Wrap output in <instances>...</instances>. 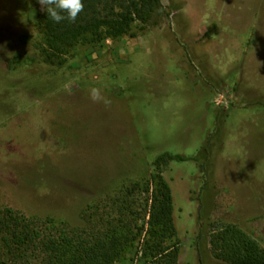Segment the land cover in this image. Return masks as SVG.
<instances>
[{
	"label": "rangeland",
	"instance_id": "374dc122",
	"mask_svg": "<svg viewBox=\"0 0 264 264\" xmlns=\"http://www.w3.org/2000/svg\"><path fill=\"white\" fill-rule=\"evenodd\" d=\"M162 3L158 24L78 44L56 67L40 55L41 5L0 0V207L83 225L95 204L149 176L160 153L202 158L206 147L210 176L193 160L171 161L163 176L180 263L213 264L195 244L205 179L206 217L237 223L264 248V0ZM92 87L108 107L91 101ZM137 250L113 264H143Z\"/></svg>",
	"mask_w": 264,
	"mask_h": 264
},
{
	"label": "trees",
	"instance_id": "16d2710c",
	"mask_svg": "<svg viewBox=\"0 0 264 264\" xmlns=\"http://www.w3.org/2000/svg\"><path fill=\"white\" fill-rule=\"evenodd\" d=\"M37 2V0H35ZM84 10L75 22L54 23L41 11L35 25L42 36L41 57L61 67L78 44L96 45L105 39L136 37L164 14L162 0H83ZM166 15H169L166 13ZM205 36H209L206 31ZM18 56L9 59V65ZM206 147L202 158L164 151L153 161V172L121 185L104 205L95 204L83 225L50 217L29 216L0 207V264H113L129 247L138 244L143 264H181V243L173 216L172 192L163 176L171 161L193 160L204 175L210 172ZM199 190V229L195 244L206 243L213 264H264V248L237 223L210 221L202 211ZM201 264V263H199Z\"/></svg>",
	"mask_w": 264,
	"mask_h": 264
},
{
	"label": "clouds",
	"instance_id": "9594fccd",
	"mask_svg": "<svg viewBox=\"0 0 264 264\" xmlns=\"http://www.w3.org/2000/svg\"><path fill=\"white\" fill-rule=\"evenodd\" d=\"M41 10L47 14V18L54 23L65 20L75 22L78 15L84 10L83 0H37ZM89 97L94 103H102L105 107L111 104V100L97 87L89 89Z\"/></svg>",
	"mask_w": 264,
	"mask_h": 264
}]
</instances>
